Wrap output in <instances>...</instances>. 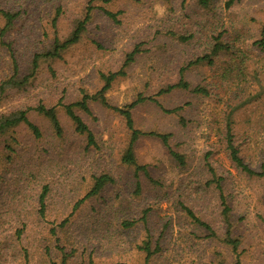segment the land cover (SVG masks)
Instances as JSON below:
<instances>
[{
    "label": "rangeland",
    "instance_id": "1",
    "mask_svg": "<svg viewBox=\"0 0 264 264\" xmlns=\"http://www.w3.org/2000/svg\"><path fill=\"white\" fill-rule=\"evenodd\" d=\"M224 1L214 0L211 9H202L194 0H0V9L20 13L4 41L11 42L21 73L35 52L49 47L54 33L67 36L87 5L93 6L79 41L51 63L53 73L42 63L26 91H10L2 98L0 113L40 101L48 106L60 99L70 103L81 91L93 94L102 85L100 75L119 70L135 47L139 51L134 61L105 94L110 106L123 107L139 94L152 96L176 83L179 69L207 51L218 33L242 52L236 59L243 66L240 75L223 77L231 58L224 54L212 65L186 69L184 80L190 87L205 85L208 97L183 89L157 96L165 108L183 106L184 125L152 103L136 106L134 126L171 133V144L185 161L178 164L156 139H140L137 160L148 164L160 186L139 176V193L133 169L120 163L128 133L115 112L91 102V115L80 113L96 136L95 149L74 133L61 107L60 136L45 118L30 111L40 136L21 126L13 133L16 143L10 141L13 151L0 145V264H58L62 252L70 255L66 264H143L137 245L146 231L152 247L158 242L160 250L148 264H215L218 253L224 264H264V176L237 170L224 140L230 118L240 156L252 169H264V50L253 45L264 24V0H237L230 8ZM98 7L116 13L117 22ZM2 23L0 16V27ZM181 34L186 40H179ZM10 74L11 59L0 46V82ZM205 157L222 178L233 233L240 240L237 260L183 208L221 235L219 195L214 184H206L210 175ZM101 173L112 176L113 183L73 209L91 184V175ZM43 186L48 192L41 214ZM123 221L136 222L124 228Z\"/></svg>",
    "mask_w": 264,
    "mask_h": 264
},
{
    "label": "trees",
    "instance_id": "2",
    "mask_svg": "<svg viewBox=\"0 0 264 264\" xmlns=\"http://www.w3.org/2000/svg\"><path fill=\"white\" fill-rule=\"evenodd\" d=\"M102 3L106 4L111 2L112 0H100ZM185 1V0H183ZM195 3L202 9H211L214 0H194ZM237 0H225L224 7L230 8L233 4L236 3ZM59 7L56 8L55 14L52 18L51 25L54 27L57 16L59 15ZM93 6L87 5L85 13L83 17L77 20L73 26V28L69 31L67 36L60 38L56 33L53 34L51 38V42L48 48L37 51L32 55V58L26 68V73H21L19 69V65L17 60L14 57V52L11 47V42L4 41L5 37L14 27L15 21L18 19L20 13L17 11H10L5 9H0V16L3 21L0 27V46L4 47L9 54L11 59V74L0 82V101L2 98L7 97L10 91L22 92L26 91L28 87L33 83L36 78V74L39 71L40 65L42 63H47V67L50 72L53 73L51 68V63L61 58L62 54L70 48L72 45L76 44L81 35L84 33L86 29V24L91 18V11ZM101 10L104 16L110 19L113 22H117L116 13L109 11L105 7H98ZM172 33V32H171ZM175 34V33H172ZM179 40H186V35H177ZM259 38L253 42V45L256 46L260 51L264 50V24L262 25ZM139 51V48L135 47L130 52L125 55L124 61L117 71H112L108 73H103L100 75V79L102 81L101 87L94 92L93 94H88L81 91L80 97L73 102L63 103L62 99H60L54 105H46L43 102H38L34 107L22 108L18 107L16 109L9 110L7 112L0 113V145L3 144L4 148L13 151V147L10 144L12 141L14 144L16 143V138L13 136L18 127L24 126L26 127L33 135V137L38 138L40 136V130L38 126L31 121L29 118L30 111L35 112L37 115L45 118L55 135L60 136L62 134V123L61 119L58 116V107H61V110L65 114V116L70 120L74 133L81 135L84 137L86 147L87 148H95L98 149L96 136L90 130L87 123L83 120L80 113H84L86 115H91L90 103L96 102L101 106L108 108L115 112L121 120L125 130L128 133V139L126 145L120 156V163L127 167L133 169V177L135 179V192L139 193L140 190V181L139 176H143L147 181H149L153 185L160 186V181L153 178L150 174V170L148 164H141L137 160L135 154V146L138 141L142 138H153L160 142V144L165 148L168 155L174 159L178 164L184 165V155L178 151L171 144V133L158 132V131H145L138 129L134 126V121L132 117V111L136 108V106L144 104V103H152L156 105L164 114H172L179 117V123L185 124L184 119L181 117V110L183 106H176L174 108H165L160 102L156 99L157 96L167 94L174 89H183L188 90V92L195 94L197 96L208 97L210 96L209 90L205 85L197 84L194 87H190V84L184 80L183 73L189 67L195 65H212L214 60L217 59L221 55H231L230 63L224 68L222 72L223 77H231L236 75L237 73H242L241 67L243 68L241 62L237 61L236 57H241L242 52L239 50H234L233 47L228 43L222 40V33H218L212 37V41L207 51L202 54L196 56L193 60L189 61L184 67L179 69V78L176 83H169L166 86L160 88L154 95L152 96H143L139 94L133 101L124 105L123 107H115L110 106L106 99V92L109 90L111 84L118 77L124 76L125 68L129 66L135 59L136 53ZM240 63V64H239ZM225 148L227 150L228 157L232 162L233 166L245 173L249 176H264V169L261 171H256L252 169L248 163L244 161V159L240 156L238 148L234 144L233 133L231 129V120L227 118L225 122ZM205 166L210 175L206 184H214L215 188L218 191L219 201H220V225L222 229L221 235H217V233L213 230V228L201 221L195 215L191 213L189 209L183 207L186 210L188 216H190L194 223L202 226L208 232V236H213L217 238L222 244L228 246L231 252L234 254L235 259L238 257V247L240 244L239 238L233 233V222L231 220V209L229 204L226 201L224 191L222 188L220 176H217L212 164L207 161L205 157ZM91 184L89 185L86 193L82 198L78 199L74 206L77 208L83 200L98 195L105 186L113 183V178L107 173L101 174H92L91 175ZM47 186L42 187V191L39 194L38 202H39V213L42 214L44 205H45V197L47 194ZM146 210L143 212L141 216V220H145ZM136 221H123L122 227L129 228L134 225ZM146 223V221H145ZM138 251L143 255V264H148L150 259L158 252L159 244L155 243L154 247L151 244V236L146 231L144 235V239L137 245ZM68 255L65 252H62L60 261L58 264H66ZM56 264V263H53ZM215 264H224V260L220 253L216 256Z\"/></svg>",
    "mask_w": 264,
    "mask_h": 264
}]
</instances>
